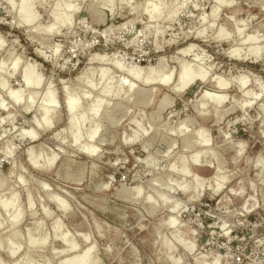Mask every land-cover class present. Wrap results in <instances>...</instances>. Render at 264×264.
<instances>
[{"label":"rangeland","instance_id":"374dc122","mask_svg":"<svg viewBox=\"0 0 264 264\" xmlns=\"http://www.w3.org/2000/svg\"><path fill=\"white\" fill-rule=\"evenodd\" d=\"M59 2L74 11L49 35ZM115 62L154 68L158 82L131 80ZM121 79L136 93L105 98ZM48 83L57 106L46 130ZM69 100L80 101L77 144ZM261 160L264 0H0V264H264Z\"/></svg>","mask_w":264,"mask_h":264},{"label":"bare ground","instance_id":"6f19581e","mask_svg":"<svg viewBox=\"0 0 264 264\" xmlns=\"http://www.w3.org/2000/svg\"><path fill=\"white\" fill-rule=\"evenodd\" d=\"M71 4L68 3V4H65V5H62L59 2V3H57L56 5H54L52 7V9L49 12V17L54 21V25L51 26L48 29V31L46 32L47 34L50 35V33L53 32V31H54L53 33L56 34L57 33L56 31H58V30H56L57 29L56 27L59 26L61 28L63 26H68L69 25V22L71 20L70 18L72 17L71 13L74 11V10H72L73 6ZM162 6L160 5V3H158V4H156V6L152 10L149 11L151 22H156V20L161 18V13H162L163 9L165 8V7L162 8ZM38 54H39V56H41L40 52H38ZM252 55L255 56V58L259 59L262 54H261L260 49L256 48L253 51ZM93 59L95 60V59H97V57H94L91 60H93ZM113 65H114V68L116 70L124 72V74H126L131 80H135L136 82L138 81V83H139V81H142L143 83H151L153 81L154 82H158L157 78L153 77L155 75L154 71L156 70V69L154 70V68L150 69V71H149V73L147 75H144L139 70L122 66L120 64V62H115ZM16 71H17V64H15L12 67V72L11 73L15 74ZM156 71H157V73L159 72L158 70H156ZM90 73H95V70L89 68L86 73L85 72L83 73V75H87V74H90ZM243 80H244V82L242 83V85L245 84L246 78L243 79ZM22 83L24 85H26V87H28V88H31L34 85L32 83V80L29 79V78H23L22 79ZM170 83H171V81H170V79H168L167 82H165L164 84H166V85L168 84L169 85ZM188 84H190V82L188 80L184 79V87H186ZM116 85H115L116 86L115 88H112L110 86H107L105 88V90L103 91V94H104L105 98L110 99V98H112L114 96L120 97V96H122L123 92H124V95H128V97L131 98L132 95L136 93V91H135L136 87L134 86V84L129 83L126 79H121L120 81L117 82ZM200 95L202 96L203 92ZM252 95L255 96V97H253L250 100L246 101V104L243 107V108H246L247 111H248V108H250L252 106V103H253L252 101L255 100L256 98H258L259 94H252ZM201 96H199V98ZM11 98L16 104H20L22 102L23 95L15 94L13 92L11 94ZM29 98L31 100H35L36 97L34 95H32ZM204 98L207 99L208 101L210 100L213 103V105L215 106L214 108H216V109H217V107H219V106H221L223 104V101H222L220 95L219 96L206 95ZM204 98L202 97L201 100H203ZM39 100H40V102L42 100L43 103H44V105H42V110H40L41 116H42V119H41L42 121L39 123V127L41 126L42 129H46V130L47 129H52L54 127L53 118H54V116L56 114V110L55 109H56V106H57V97H56L55 92L52 90L51 84H49V83L47 84V86H46V88L44 90V93L39 98ZM100 105H101L100 101H96V102H94L91 105V108H90L89 111H90V114L92 116H95V115L98 114V112H99V110L101 108ZM79 107H80V101L79 100H73V101L69 100L66 103V109L68 110V112L71 115L70 118L68 119V127H69V130H70V132L72 133V136H73V139H72L73 144L79 143V141L82 138V132L79 129L77 121L73 117V114L75 113V111H77L79 109ZM197 112L201 113V114H209V112L207 110V107H205L204 105H201V107H197ZM29 113H30V111L26 108V114H29ZM11 117L8 115L7 118H9V120L7 118H4L2 120V123L3 122L5 123L6 120L10 121ZM186 128H187L186 123L180 124L179 125V129H178V134L179 135L184 134V132L186 131ZM97 130H98V128L95 127L90 132V135L87 133L89 135V137H87V138H89L88 141H90V143L95 142L96 136H97ZM147 131L148 130L146 129L144 134H146ZM58 134L61 135V134H63V132L59 131ZM201 138H202V141L208 142V140L205 139L204 137L201 136ZM24 139H27L29 141H31V140L35 141V140H37V137H36V135L33 132L32 133L28 132V133L24 134ZM202 141H199L197 143L198 144L202 143ZM94 146H95L94 148H85L84 154L86 156L88 155V156L94 157L96 155V153H97V150H98V146H96V145H94ZM145 148L147 149V147H145ZM259 165L264 168V161L261 160ZM189 188H190L189 186H185V187H182V190L185 193H188L189 192ZM175 210H176V207H171V211H175ZM67 211H68L67 209H64L63 212L65 213ZM213 220L215 221V219H213ZM169 226H171V221H169ZM166 246H167L168 250L171 249V247L167 243H166Z\"/></svg>","mask_w":264,"mask_h":264},{"label":"water","instance_id":"95a60500","mask_svg":"<svg viewBox=\"0 0 264 264\" xmlns=\"http://www.w3.org/2000/svg\"><path fill=\"white\" fill-rule=\"evenodd\" d=\"M192 93L194 92V90L191 91ZM141 156H143V153H140Z\"/></svg>","mask_w":264,"mask_h":264}]
</instances>
